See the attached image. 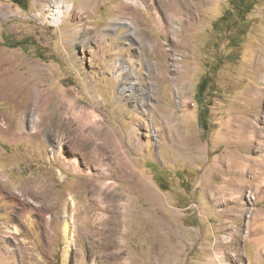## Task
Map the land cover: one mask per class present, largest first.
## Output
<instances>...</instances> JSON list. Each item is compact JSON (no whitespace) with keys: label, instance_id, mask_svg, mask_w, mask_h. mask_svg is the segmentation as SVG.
Here are the masks:
<instances>
[{"label":"rangeland","instance_id":"rangeland-1","mask_svg":"<svg viewBox=\"0 0 264 264\" xmlns=\"http://www.w3.org/2000/svg\"><path fill=\"white\" fill-rule=\"evenodd\" d=\"M116 255L264 264V0H0V264Z\"/></svg>","mask_w":264,"mask_h":264},{"label":"bare ground","instance_id":"bare-ground-1","mask_svg":"<svg viewBox=\"0 0 264 264\" xmlns=\"http://www.w3.org/2000/svg\"><path fill=\"white\" fill-rule=\"evenodd\" d=\"M122 5V4H121ZM124 5V4H123ZM130 5V4H129ZM127 6H128V4H127ZM60 7H63V10H61V11H63V12H67V11H70V10H72L73 9V6H72V4H65L63 1H62V3L60 4ZM126 8V7H125ZM125 11H127V12H129V14L130 13H133V14H135L136 12H138V10L136 9V7L134 6V5H132V7H130V6H128L127 8H126V10ZM61 14V15H60ZM62 14H64V13H59V17H61L62 16ZM123 23H129V24H131L130 22H123ZM132 25V24H131ZM160 25L161 26H163V23H160ZM133 27H134V25H133ZM115 29H118L117 27L115 28ZM135 31H136V29L134 30V32H133V34L135 33ZM131 87V86H130ZM47 100V98L46 97H42V102H41V104L43 103V102H47L46 101ZM43 105V104H42ZM44 107V106H43ZM81 110V109H80ZM90 110V109H89ZM84 111V110H83ZM87 112V111H86ZM86 112H84V113H86ZM90 112V111H89ZM89 112H88V114H89ZM82 113L83 112H81L80 111V113H78V114H80L81 116H82ZM87 114V115H88ZM35 115V114H34ZM79 115V116H80ZM38 116V115H37ZM84 117H85V115H84ZM90 117L92 118L93 117V120H95V123H97V122H99L100 120V114H98L96 111H91V113H90ZM36 120V119H35ZM37 121V120H36ZM80 121V120H79ZM38 123V122H37ZM82 125V124H81ZM85 125H86V123H85ZM84 125V126H85ZM105 145V144H104ZM106 146V145H105ZM57 152H58V155L63 159L64 158V154H63V145H62V143H59V145H58V147H57ZM90 161L91 162H94V163H101L102 161H103V159L101 158V157H97V156H95V155H92L91 157H90ZM77 170V169H76ZM48 184H50V183H47L46 181H42L40 178H32L31 179V181L30 182H26L25 183V188L27 189V190H29L31 193H33L34 195L36 194V195H39V189L40 188H44L45 190H46V192L48 191L49 192V185ZM116 190V189H115ZM112 191V190H111ZM111 191L110 192H102L101 191V193H104V194H106V196H108L109 195V197H110V195H112V197L113 196H115L114 194H112L111 193ZM47 192V193H48ZM114 192V191H113ZM49 194V193H48ZM45 195H47L46 193H45ZM111 198V197H110ZM105 199V198H104ZM107 200V199H106ZM111 200V199H110ZM106 202V201H105ZM24 204V203H23ZM26 208V207H25ZM103 208V207H102ZM101 208V209H102ZM119 208L120 207H118V205H117V200H116V198H114V201H113V199L111 200V201H109L108 203H107V205L102 209V215L100 216V217H98L97 218V220H98V223L99 224H101V225H103L104 227L103 228H100L99 229V232H98V234H100V235H102V237L103 238H105L106 240H103V241H101V244L102 243H104L103 244V246L104 245H107V241H111L112 243L114 242V236L116 235V234H114V231H117V227H118V225L120 224V222H119ZM121 209V208H120ZM87 210V209H86ZM127 212V211H126ZM86 213V212H85ZM98 216V215H97ZM88 219V218H87ZM98 224V225H99ZM15 231H17L16 230V228L13 230L12 229V232H14L15 233ZM120 231V230H119ZM102 238V239H103ZM115 244H117V243H119V242H114ZM115 244H112V245H115ZM102 246V245H101ZM114 259L116 260V263L118 264L119 263V258H118V256L116 255V258L114 257Z\"/></svg>","mask_w":264,"mask_h":264},{"label":"trees","instance_id":"trees-1","mask_svg":"<svg viewBox=\"0 0 264 264\" xmlns=\"http://www.w3.org/2000/svg\"><path fill=\"white\" fill-rule=\"evenodd\" d=\"M14 3L19 5L23 9H28L29 7V0H12ZM238 0H234L235 3H237ZM213 77L212 76H205L203 79L198 84V91L196 93V98L199 103V105L202 107V110L199 115V120L201 123V126L203 129L206 131L209 129V106L205 104V96H206V91L210 90V82L212 81Z\"/></svg>","mask_w":264,"mask_h":264}]
</instances>
